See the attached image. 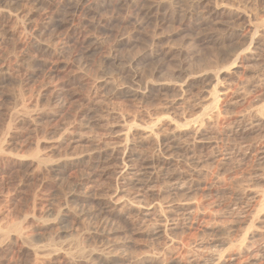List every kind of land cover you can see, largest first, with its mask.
Wrapping results in <instances>:
<instances>
[{
	"label": "rangeland",
	"instance_id": "obj_1",
	"mask_svg": "<svg viewBox=\"0 0 264 264\" xmlns=\"http://www.w3.org/2000/svg\"><path fill=\"white\" fill-rule=\"evenodd\" d=\"M8 1L0 233L36 264H264V0Z\"/></svg>",
	"mask_w": 264,
	"mask_h": 264
},
{
	"label": "bare ground",
	"instance_id": "obj_2",
	"mask_svg": "<svg viewBox=\"0 0 264 264\" xmlns=\"http://www.w3.org/2000/svg\"><path fill=\"white\" fill-rule=\"evenodd\" d=\"M11 1H14V0H11ZM15 1H17V0H15ZM9 3H10V0L8 1ZM80 1H78V3H79ZM89 2H90V0H89ZM160 2V1H159ZM172 2V1H171ZM17 3V2H16ZM81 3H82V1H81ZM170 3V2H169ZM6 4V3H5ZM11 4V3H10ZM12 4H14V3H12ZM19 4H20V2H19ZM84 4V3H83ZM82 4V5H83ZM89 4H91V3H89ZM17 5V4H16ZM80 6V5H79ZM160 6V5H159ZM224 11V10H223ZM214 13V12H213ZM191 17V16H190ZM207 17V16H206ZM213 17V16H212ZM224 17V16H223ZM214 21V20H213ZM184 22V21H183ZM39 46V45H38ZM243 52V51H242ZM253 53V52H252ZM255 55V54H254ZM239 58H240V56H239ZM235 59V58H234ZM243 58H241V60H242ZM119 60V59H118ZM233 60V59H232ZM240 60V59H239ZM138 94V93H137ZM140 94V93H139ZM217 97V96H216ZM255 118V117H254ZM254 121V120H253ZM257 122V121H256ZM259 123L258 124H256L255 125V127H257V128H261V129H264V119H260L259 121H258ZM250 123H252V122H250ZM246 124V123H245ZM240 126H241V124H240ZM251 126V125H250ZM239 127V126H238ZM247 127V126H246ZM249 127V126H248ZM252 127H253V125L250 127L251 129H252ZM245 129V128H244ZM253 129H255V128H253ZM250 130V129H249ZM234 132V131H233ZM259 132V131H258ZM247 134H248V131L247 130H239V128H238V131H236V136H240V137H244V136H247ZM240 139V138H239ZM166 140V139H165ZM176 140V139H175ZM236 140V139H235ZM234 140V141H235ZM238 140V139H237ZM242 140V139H241ZM168 142V141H167ZM178 143V142H177ZM162 144V143H161ZM160 144V145H161ZM164 144V143H163ZM176 143H174V141L172 140V141H170V142H168V143H166L165 144V152H166V154L167 153H170L171 152V154H172V151H174V150H179V149H183V148H179V146H177V145H175ZM234 144V143H233ZM179 145V144H178ZM185 146V145H184ZM180 147H182V145L180 146ZM196 147H198V146H196ZM200 147V146H199ZM233 147H235L234 149H236V145H234ZM163 148V147H162ZM161 148V149H162ZM185 148V147H184ZM188 148V147H187ZM203 148V147H202ZM189 149V148H188ZM196 149V148H195ZM163 151H164V149H162ZM192 150V149H191ZM200 150V149H199ZM198 150V151H199ZM193 151V150H192ZM195 151V150H194ZM164 152V153H165ZM179 152H181V151H179ZM188 152V151H187ZM125 153V152H124ZM128 153V152H127ZM184 153V152H183ZM186 153V152H185ZM197 153H199V152H197ZM129 154V153H128ZM187 154V153H186ZM194 154V153H193ZM131 155V154H130ZM197 154L195 153L194 154V156H196ZM187 156V155H186ZM190 156H192L191 155V153H190ZM189 156V157H190ZM198 156V155H197ZM182 157H183V155H182ZM193 157V156H192ZM187 158L186 159V163H188V164H193V163H195V160H196V158ZM199 157V156H198ZM123 158H124V154H123ZM141 158V157H140ZM139 158V159H140ZM201 158V157H200ZM95 159V158H94ZM102 160H103V158H101ZM124 159H126V158H124ZM130 159V158H129ZM105 160H108V159H106L105 158ZM119 160H121V157H120V159ZM128 160V159H127ZM122 161V160H121ZM120 161V162H121ZM125 162H126V160H124ZM123 161V162H124ZM129 161V160H128ZM144 161H145V159H144ZM147 161V160H146ZM184 161V160H183ZM90 162V161H89ZM88 162V163H89ZM140 162V161H139ZM150 162V161H149ZM164 162V161H163ZM170 162V161H169ZM98 163V162H97ZM106 163V162H105ZM131 163V162H130ZM138 163V162H137ZM141 163H142V161H141ZM140 163V164H141ZM123 164V163H122ZM132 164V163H131ZM145 164V163H144ZM152 164V163H151ZM93 165V164H92ZM98 165H100V164H98ZM97 165V166H98ZM108 165V164H107ZM126 165H127V162H126ZM129 165V164H128ZM132 165H134V163L132 164ZM131 165V166H132ZM143 165V164H142ZM148 165V164H147ZM153 165V164H152ZM151 165V166H152ZM96 166V165H95ZM106 166V165H105ZM105 166H103V167H105ZM140 166V165H139ZM144 166V165H143ZM67 167V166H66ZM102 167V168H103ZM133 167V166H132ZM131 167V168H132ZM136 167V166H135ZM142 167V166H141ZM145 167V166H144ZM146 167H150V166H146ZM145 167V168H146ZM101 168V167H100ZM130 168V167H129ZM128 168V166H124V172L126 171V169H129ZM138 168V167H137ZM143 168V167H142ZM142 168H138V169H142ZM90 169V168H89ZM97 169H98V167H95V168H93L92 169V172L91 173H89V174H91V176L94 178L96 175H97V173H99V172H97ZM106 169V168H105ZM122 169V168H121ZM133 169V168H132ZM136 169V168H135ZM151 169V168H150ZM153 169V168H152ZM100 170H104V169H100ZM154 170V169H153ZM152 170V171H153ZM122 171V172H123ZM140 171V170H139ZM145 171H146V169H145ZM87 172V171H86ZM90 172V171H89ZM136 172H138V170H136ZM144 172V171H143ZM104 173V172H103ZM103 173H100V174H103ZM139 173V172H138ZM100 174L98 175L99 177H100ZM122 174V173H121ZM120 174V175H121ZM140 174H141V172H140ZM146 174H148V177L146 176V178H147V181H145L146 183H148L150 180H151V176H152V172L151 173H147L146 172ZM119 175V176H120ZM154 175V174H153ZM166 175V174H165ZM170 175V174H169ZM90 176V175H89ZM90 176V177H91ZM134 176V174L132 175V177ZM136 176V175H135ZM133 177V178H131V176H130V178H128V177H126V176H124L123 178H124V180L125 181H127V182H129L130 184H132V183H135V182H139V183H142V179L141 180H139V178L138 179H136L137 177ZM140 176V175H139ZM143 176V175H142ZM163 177V176H162ZM173 177V176H172ZM175 177V176H174ZM98 178V177H97ZM143 178V177H142ZM181 178H182V176H181ZM136 179V180H135ZM144 179H145V176H144ZM144 179H143V181H144ZM153 179V181H154V178H152ZM167 179V178H166ZM96 181V180H95ZM135 181V182H134ZM157 181V180H156ZM97 182V181H96ZM170 182V181H169ZM178 183V182H177ZM129 184V185H130ZM138 184V183H137ZM144 184V183H143ZM135 185V184H134ZM136 186V185H135ZM134 186V187H135ZM142 186V185H141ZM134 187H132V188H134ZM138 187V186H137ZM178 188V187H177ZM176 188V189H177ZM186 188V187H185ZM175 189V188H174ZM167 191V190H166ZM104 199V198H103ZM238 200V199H237ZM106 203H108V202H106ZM105 204V203H104ZM102 205V204H101ZM106 205V204H105ZM110 205V204H109ZM108 205V206H109ZM116 205V204H115ZM113 207V206H112ZM116 208V207H115ZM107 209V208H106ZM113 209V208H112ZM111 209V210H112ZM107 211V210H106ZM109 211H110V208H109ZM111 214H112V212H111ZM150 214V213H149ZM184 218V217H183ZM168 224V223H167ZM15 227V226H14ZM17 227V226H16ZM10 228V227H9ZM13 228V227H12ZM4 230V229H3ZM9 230V229H8ZM10 230H12V229H10ZM20 230H22V229H18V227L17 228H14L11 232H14V233H10L9 231H7V232H4V231H2L1 233H0V253H2V252H4L7 248H10L9 246H11L13 243H14V241H19V242H22V244H23V248H24V250H25V252L29 255V257H31V259L33 260V262H31L30 264H32V263H34V264H36L35 262H37L38 263V261L40 260V257L41 256H44V255H46V256H48L47 254L49 253H52L53 251L52 250H50V248L48 249L47 247H44V246H36V245H33L32 244V242H31V244H29L28 242H26V240H25V237H24V235H22V233H21V231ZM0 231H1V228H0ZM23 231V230H22ZM69 234V233H68ZM35 235V234H34ZM36 236V235H35ZM27 237V236H26ZM71 238V237H70ZM83 238V237H82ZM32 239H33V237H32ZM84 239V238H83ZM28 240H30V239H28ZM84 241V240H83ZM50 243V242H49ZM80 243V242H79ZM17 244H18V242H17ZM55 244V243H54ZM16 245V244H15ZM49 246V245H48ZM79 246H80V244H79ZM82 246V245H81ZM86 246V245H85ZM13 248V247H12ZM15 248V247H14ZM76 248H77V246H76ZM61 249H62V247H61ZM68 249V248H67ZM83 249V248H82ZM85 249V248H84ZM9 250V249H8ZM23 250V249H22ZM56 250V249H55ZM60 250V249H59ZM73 250V249H72ZM71 250V251H72ZM7 251V250H6ZM12 251V250H11ZM61 251V250H60ZM71 251H70V253L68 254V252L67 253H65L66 254V256H67V254L69 255V257H67V258H69V260L70 259H73V257H74V255L76 256L77 254H79V253H81L82 252V250H77L76 252H74V251H72L73 253H71ZM84 251V250H83ZM98 251V250H97ZM96 251V252H97ZM24 252V253H25ZM63 252V251H62ZM8 253H10L9 251H8ZM54 253H55V251H54ZM61 253V252H60ZM60 253H58V254H60ZM82 253H84V252H82ZM86 253V252H85ZM98 253H99V251H98ZM102 253V252H101ZM104 254V253H103ZM16 255V254H15ZM27 255V256H28ZM57 255V254H56ZM0 256H1V254H0ZM105 256V255H104ZM103 255H100L99 254V256L97 257V259L98 258H100V259H103V261H105V262H108V261H110V259L109 258H106V257H104ZM15 257V256H14ZM3 258V257H2ZM1 258V259H2ZM6 258H7V256H6ZM5 258V259H6ZM80 258V257H79ZM87 258V257H86ZM1 259H0V261H1ZM28 259V258H27ZM30 258H29V260H31ZM75 259H77V258H75ZM88 259V258H87ZM28 260V261H29ZM42 260H45V258H43ZM79 260H81V259H79ZM13 261V260H12ZM16 261V260H15ZM41 261V260H40ZM78 261V260H77ZM84 261H85V259H84ZM91 261V260H90ZM71 262V261H70ZM73 262V261H72ZM76 262V261H75ZM81 262H83V261H81ZM81 262H79L80 264H81ZM92 262V261H91ZM1 263H3V262H1ZM85 263V262H84ZM84 263H82V264H84ZM87 263H88V261H87ZM50 264V263H49ZM71 264H74V263H71ZM76 264H77V262H76ZM123 264H125V263H123Z\"/></svg>",
	"mask_w": 264,
	"mask_h": 264
}]
</instances>
